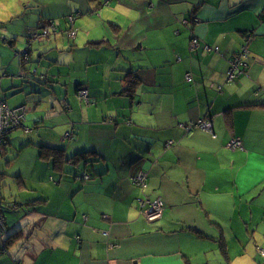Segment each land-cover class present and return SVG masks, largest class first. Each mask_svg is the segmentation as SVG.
<instances>
[{
	"label": "crops",
	"instance_id": "crops-1",
	"mask_svg": "<svg viewBox=\"0 0 264 264\" xmlns=\"http://www.w3.org/2000/svg\"><path fill=\"white\" fill-rule=\"evenodd\" d=\"M2 100L27 113L1 264H264V0H0ZM203 119L213 134L187 129Z\"/></svg>",
	"mask_w": 264,
	"mask_h": 264
},
{
	"label": "built area",
	"instance_id": "built-area-1",
	"mask_svg": "<svg viewBox=\"0 0 264 264\" xmlns=\"http://www.w3.org/2000/svg\"><path fill=\"white\" fill-rule=\"evenodd\" d=\"M49 35L48 30H44L40 32L39 34H35V39H42ZM68 36L71 38H74L75 33H68ZM250 39V36L248 37ZM192 46H195L197 44V41L193 39L191 41ZM209 51L210 49L207 48ZM23 63L29 62L28 55H21ZM246 57V50L242 49L238 54H236L231 61L229 62V69L226 74V82H232L234 79H236L241 73H243V70L241 68H245L246 64L242 61L243 58ZM187 80H190V76H186ZM259 90L257 91V94H259ZM77 95L80 101H82L85 105L88 104V92L85 87H81L77 91ZM27 113L26 107H18L11 109L7 106L5 101H0V156L3 152L4 147V140L8 134L11 132L19 129L22 127V123L25 119V115ZM196 128L201 131H204L209 134H213L214 129V120L213 119H203L197 121L195 124H192L187 127V129ZM25 134L30 133L28 129H24ZM72 137V130L68 132L65 135V139L69 140ZM214 137V136H213ZM168 145H171V142L168 143ZM230 146L232 148H240L241 143L238 140H232L230 143ZM82 179L88 180L89 175L87 173H84L82 175ZM146 179L147 174L145 172H140L134 179H132V183L141 188L144 189L146 187ZM138 208L140 211V215L144 219L146 223H154L156 221H159V219L162 217L163 213V204L160 200L151 201L147 198H144L142 200L138 201ZM5 233V223L3 218L0 215V239L2 235ZM1 248L4 247V244L0 240ZM259 254L264 257V252L259 251Z\"/></svg>",
	"mask_w": 264,
	"mask_h": 264
},
{
	"label": "rangeland",
	"instance_id": "rangeland-1",
	"mask_svg": "<svg viewBox=\"0 0 264 264\" xmlns=\"http://www.w3.org/2000/svg\"><path fill=\"white\" fill-rule=\"evenodd\" d=\"M5 1V0H4ZM23 47H25V45H23ZM22 47V48H23ZM71 86V85H70ZM17 132L13 133L16 135ZM17 142V141H15ZM20 147L18 145V142L16 144V150H12V149H5V147H3V152L1 153L2 156L0 158V167L1 169H7V171H10V172H19V168L21 167L22 165V157H18L20 152ZM6 152V153H4ZM23 156V155H22ZM24 157V156H23ZM8 162V163H7ZM0 192L2 197H6V194L7 192H9V190H7L5 188V185L3 184V181H1V184H0ZM1 211L4 210L3 207H0ZM3 213V212H2ZM7 215H9V212H6ZM3 258V257H2ZM1 264V263H0Z\"/></svg>",
	"mask_w": 264,
	"mask_h": 264
},
{
	"label": "trees",
	"instance_id": "trees-1",
	"mask_svg": "<svg viewBox=\"0 0 264 264\" xmlns=\"http://www.w3.org/2000/svg\"><path fill=\"white\" fill-rule=\"evenodd\" d=\"M127 86H126V89H125V91H124V93H126V94H128L129 96H131V95H133V92H134V88L132 87V84H131V82L129 83L128 81H127ZM79 89V88H78ZM72 134H73V131H72ZM8 136V135H7ZM7 136H6V138H7ZM6 138H5V140H4V147H5V145H6ZM48 151V153H49V155H51V164H53V165H58V164H61V163H63L64 162V155H63V153H64V151H62V150H59V149H48V148H42L41 150H40V153H39V156L41 157H43V156H45L44 155V153H46ZM1 156H2V154H1ZM1 156H0V158H1ZM46 157V156H45ZM0 215H1V217L3 218V220H4V223H5V233H4V235H2V237H1V241H2V243L5 245V241L3 240V237L5 236V234H6V232H7V227H6V222H5V217H4V215L2 214V213H0ZM1 248V247H0Z\"/></svg>",
	"mask_w": 264,
	"mask_h": 264
},
{
	"label": "water",
	"instance_id": "water-1",
	"mask_svg": "<svg viewBox=\"0 0 264 264\" xmlns=\"http://www.w3.org/2000/svg\"><path fill=\"white\" fill-rule=\"evenodd\" d=\"M31 43H25V47H23L20 51L19 54L21 55H28L29 61H30V54H31ZM29 63V62H28Z\"/></svg>",
	"mask_w": 264,
	"mask_h": 264
}]
</instances>
